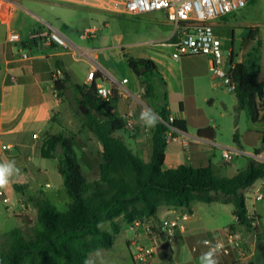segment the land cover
<instances>
[{
    "label": "crops",
    "instance_id": "1",
    "mask_svg": "<svg viewBox=\"0 0 264 264\" xmlns=\"http://www.w3.org/2000/svg\"><path fill=\"white\" fill-rule=\"evenodd\" d=\"M13 1L15 2L13 9L9 12L3 11L0 17V163L15 161L20 171L3 189L13 187L22 192L35 191L34 186L39 183V176L50 174L58 184L54 187L50 182L39 184L41 186H39L40 195L44 198L42 202L47 201L57 207L56 200L61 198L64 200L62 191L64 185L59 173L58 160L44 158L42 147L47 136L54 134L51 130L55 125V118L59 116L63 106L68 105L64 97L59 98L55 84L56 78L63 79L66 76L69 77L70 83L65 93H70L79 106L82 95L77 86L89 88L96 84L97 88L105 87L112 91V99L102 110L123 119L131 115L135 127L133 130L123 129L129 135L128 141L122 140L145 161L151 158L152 128L146 127L141 121V112L146 108L150 109L156 115L157 120H160L159 112L165 104L170 117L186 122V133L172 129L176 134L169 133L165 168H176L181 164L196 168L211 166L214 172L226 173L225 169H221L219 164L212 160L214 151L221 149L222 153L229 150L248 157L245 162L233 165L235 171L233 175L248 167L249 158H255L258 161L264 159V149H262L264 123L261 131L254 126L257 131L247 129L241 137L238 134L240 124L236 123L233 137L239 146L237 144L224 146L216 141L217 126L210 124L201 114L204 112L198 104L199 95L207 103L213 104L214 101L208 94L210 88L206 80L212 71L209 57L202 56L206 59L202 64L184 68L182 59L169 64L166 59L154 52L145 56H133L152 60L166 85L161 82L159 76H150L145 79L138 77L129 67L128 62L125 73L120 77L110 69L102 53L104 47H95L94 41H92L93 47L89 46L87 42L89 37L83 36L87 30L95 29L96 32L92 36L95 37L99 30L95 23L101 21L104 27H108L107 18L110 14L117 11L123 13V8H116L115 0ZM120 4L122 6V1ZM137 17L152 18L160 23V26L168 28L164 40L156 41L172 39L175 35V27L166 21L164 13H149ZM226 18L217 20L215 28L224 23ZM10 30L21 35L20 42L7 41V33ZM45 31L58 32L69 42L71 49L66 50L54 43L48 44L36 36ZM96 39L99 42L100 38L96 37ZM24 53H27L30 58L24 59L22 57ZM170 53L171 51L169 57ZM231 53L236 54L234 50ZM76 54L82 56L76 57ZM72 62L85 64L86 74L83 80L76 77V69ZM170 65L180 71L178 76L174 77L167 73ZM91 71H95V76L89 83L87 75ZM124 79H127L125 83H123ZM145 81L155 86L154 95L147 91ZM234 98L233 108H239L236 94ZM253 124L257 125L259 122ZM209 127L214 129V133L206 131L203 136L198 135L200 130ZM79 141H81V152L76 151L78 157L82 159L90 180H95L99 175L103 148L93 135L82 137ZM92 141L96 143V151H93L90 145ZM245 145L250 148H245ZM257 152H260L258 156ZM84 154L86 158H82ZM46 185L50 187L46 188ZM3 189H0L2 195H4ZM254 189H258L263 197L260 200L252 197L246 202L247 204L245 203L246 208H255L260 221L255 238L256 254L250 264H264V178L258 179L252 186L243 190V193L251 194ZM212 195L216 198L215 201L212 203L195 201L190 212L185 209L161 207L158 212V223L154 225L152 220L149 221L152 224L151 234L145 233L143 225L133 227L119 218L118 221L122 224L123 231L118 235L124 236L132 262L130 244L133 239H137L154 251L152 264H200L199 258L210 249L204 241L222 240L224 229L234 224L236 220L234 205L225 203L221 193L212 192ZM34 197L35 194L29 197V204L25 206L26 212L22 211L16 214V217L30 220L29 214H34L37 205L41 203V200L36 201ZM4 198L7 197L4 196ZM21 200L24 203V199ZM186 212H189L190 216L183 226L176 228L172 237H167L165 241L160 240L153 227H162L163 221L174 219ZM224 218L228 220L223 222ZM243 231L245 236L252 241L253 233L246 229ZM165 242L168 243L167 247L164 246ZM108 250L101 249L90 256H93L95 263L102 262L108 257ZM215 259L217 264L228 263V259L220 252L217 253Z\"/></svg>",
    "mask_w": 264,
    "mask_h": 264
},
{
    "label": "trees",
    "instance_id": "2",
    "mask_svg": "<svg viewBox=\"0 0 264 264\" xmlns=\"http://www.w3.org/2000/svg\"><path fill=\"white\" fill-rule=\"evenodd\" d=\"M255 32L259 29H253L247 39H253ZM262 47L264 43L258 41L247 58L235 64L231 74L236 83L238 107L246 111L252 123L264 121V81L253 82L254 74L264 69ZM125 58L138 77L159 76L166 85L152 60L127 55ZM230 60L233 62V53ZM145 68L147 71L142 73ZM69 83L68 76L56 80L59 98L65 96ZM145 84L147 91L154 95L155 86L146 81ZM77 88L82 95L81 105L89 109L83 116L79 133L83 137L93 135L103 148L98 178L90 180L78 157L77 135L50 134L42 147V156L58 160L59 173L70 199L68 209L59 212L50 202L39 203L34 223L23 218L31 227L30 232L15 228L0 239V264H25L26 261L30 264H89L91 254L113 247L116 236L123 231L119 218L129 225L144 219L156 225L161 207L190 212L195 201H215L212 192L223 194V201L234 205L240 227L248 225L243 190L264 178V162L249 158L248 167L232 177L217 176L211 166L196 168L181 164L165 168L169 133L176 134L171 127L186 131L184 120L170 121L166 104L159 112L160 120L151 129V158L145 161L115 135L126 128V121L102 110L108 102L97 95L96 84ZM206 131L214 133L209 127L200 130L198 135L203 136ZM82 158H86L85 154ZM105 222H110L112 232L102 228ZM153 230L160 240H166L162 227L155 226Z\"/></svg>",
    "mask_w": 264,
    "mask_h": 264
},
{
    "label": "rangeland",
    "instance_id": "3",
    "mask_svg": "<svg viewBox=\"0 0 264 264\" xmlns=\"http://www.w3.org/2000/svg\"><path fill=\"white\" fill-rule=\"evenodd\" d=\"M116 8L122 9L120 2L122 0H115ZM226 21L220 26L215 28L216 34L220 37L222 42V48L224 54L228 57L229 54L234 50L236 54L233 55V63H240L247 58L248 53L257 46L258 41L264 43V0H250L248 5L238 12H234L226 16ZM108 27L99 21L95 23L99 28L95 37H89L88 45L93 47L92 41L95 42V47H104L103 54L106 61L109 64L110 69L116 72L120 77L125 73L128 65L125 55L129 57L133 56H145L150 52H154L162 58L166 59L169 64L174 62V60L169 57L170 48L154 47L150 45V41L164 40L166 35V26H160L156 20L149 17H136L128 16L122 12H114L107 18ZM259 29V32L253 34V39H247L250 32L253 29ZM96 37H99V42ZM262 55V65L264 66V47L261 48ZM206 60L202 56H192L185 57L182 59L184 63V68L192 67L197 64H202ZM181 61V60H180ZM171 62V63H170ZM74 68L76 69V77L79 80H83L86 72L84 70L85 64L72 62ZM82 65V66H81ZM171 76H178L180 71L173 68L171 65L167 70ZM148 78V77H147ZM75 79V77H74ZM209 84V96L214 99L213 104L203 101L201 95H199V106L203 109V117L212 125H216V141L224 146L228 145H238L234 141L233 132L235 124H240L239 136H243L247 129L251 131H257V128L261 131L264 121H260L259 124H253L251 120L248 119L245 110L240 108H233L235 93L228 91L226 88L221 86V80L216 77L211 71L210 76L206 77ZM264 81V69L261 72H257L253 76V82H263ZM64 99L68 101V105L63 106V110L57 118L56 122L52 128L54 134H63L66 136L75 134L77 135L78 145L76 151L81 152V134L80 129L83 123V114L78 111V103L73 100L70 93H65ZM231 110V111H229ZM89 112V110H88ZM52 135V134H51ZM115 135L124 141H128L129 133L126 130H121L115 133ZM50 134L47 136V138ZM84 138V137H83ZM80 142V144H79ZM93 151L97 150L96 143L92 141L90 143ZM245 148H250L245 145ZM254 150V149H253ZM221 150H215L212 160L219 164L221 169H225L226 173L223 171H215V174L219 177H232L235 172L233 165L238 163L241 164L247 156L239 155L235 152L229 151L233 156L234 160L231 163H226L223 158V153ZM98 155H96L97 157ZM53 163L52 161H49ZM241 168V167H240ZM61 180V177L58 176ZM50 182L52 187L58 184V182L53 179L50 174H41L39 176V183L34 186L35 191H20L17 188H7L3 189L4 195H0V239L3 236L15 228H19L25 232H30L31 227L27 226L21 218L16 217V214L22 211L26 212V207L29 202L28 199L31 195L35 194V200L44 199L41 193V186L39 184H45ZM40 186V187H39ZM64 193L63 198L56 200L57 210L59 212H65L68 209L70 199L66 193L64 187H62ZM35 192V193H33ZM24 193V195H23ZM7 197L8 202L4 203L3 198ZM21 199H24V203ZM40 202V201H39ZM247 204V203H246ZM15 213V214H14ZM37 218V210L34 214H29V219L33 223ZM228 220L223 219V222ZM105 231L112 232L110 222H105L102 225ZM108 257L102 262L95 263L93 256L88 259L89 264H133L129 249L127 248L124 236L118 235L116 241L111 249L108 250ZM25 264H30L26 261Z\"/></svg>",
    "mask_w": 264,
    "mask_h": 264
},
{
    "label": "built area",
    "instance_id": "4",
    "mask_svg": "<svg viewBox=\"0 0 264 264\" xmlns=\"http://www.w3.org/2000/svg\"><path fill=\"white\" fill-rule=\"evenodd\" d=\"M249 2L250 0H122V6L123 13L128 16L137 17L149 13H164L166 21L175 27V35L172 39L165 41H152L150 45L170 48V57L176 62L185 57H209L213 74L221 80L220 85L235 93L236 83L231 75L235 63L231 62L230 54L227 57L223 52L221 39L215 32V22L242 10ZM14 3L13 0H0V17L3 11L9 12L13 9ZM95 32V29H89L83 36L86 38L92 37ZM36 36L48 44L54 43L66 50L71 49L69 42L58 32L45 31L38 33ZM7 41L11 43L20 42L21 35L14 30H10L7 33ZM81 56L76 54V57ZM22 57L24 59L30 58L27 53H24ZM94 76L95 71L89 72L87 81L91 83ZM126 81L127 79H124L123 83ZM97 95L102 100L109 102L113 93L110 89L98 87ZM125 118L126 128L133 130L135 127L133 118L131 115L125 116ZM170 121H174L173 117H170ZM4 148L6 147L4 146ZM223 158L226 163H231L234 160L233 155L228 151L223 152ZM261 162H264V159ZM48 187L50 185H46V188ZM0 195H2L1 192ZM243 195L245 203L252 197L255 200H260L263 197L258 189H254L251 194L246 192ZM3 202L7 203L8 199L4 198ZM189 216L190 213L186 212L174 219L163 221L162 228L166 237H172L175 234V229L183 226ZM246 218L248 220L246 227H240L238 225L239 219L236 217L235 223L224 229L222 240H215L214 242L207 240L209 243L205 244L209 248L217 243L222 244L219 252L228 259L227 264H250L256 254L255 238L260 221L254 207L247 208ZM149 221L147 219L137 220L132 226L143 225L145 233L151 234L152 224ZM243 229L253 233L252 241L245 236ZM130 249L134 264H152L154 251L143 242L133 239Z\"/></svg>",
    "mask_w": 264,
    "mask_h": 264
},
{
    "label": "clouds",
    "instance_id": "5",
    "mask_svg": "<svg viewBox=\"0 0 264 264\" xmlns=\"http://www.w3.org/2000/svg\"><path fill=\"white\" fill-rule=\"evenodd\" d=\"M141 121L146 127L154 128L158 122L156 115L150 109H144L140 115ZM19 169L16 167L15 161H9L6 163H0V189L8 186L10 179L19 173ZM207 245L209 242L204 241ZM222 248V244L217 243L210 247L209 251L202 254L199 258L200 264H217L215 259L217 253Z\"/></svg>",
    "mask_w": 264,
    "mask_h": 264
},
{
    "label": "water",
    "instance_id": "6",
    "mask_svg": "<svg viewBox=\"0 0 264 264\" xmlns=\"http://www.w3.org/2000/svg\"><path fill=\"white\" fill-rule=\"evenodd\" d=\"M146 71H147L146 68L143 69V70H141L142 73H144V72H146ZM88 110H89V109H88L86 106H84V105H80V111H81L83 114H87V113H88ZM171 129H172V130H175V131H178V132H180V133H186V131H181V130H178V129L174 128V127H171ZM166 136H167V135H165V137H166ZM164 246L167 247V246H168V243L165 242V243H164Z\"/></svg>",
    "mask_w": 264,
    "mask_h": 264
}]
</instances>
